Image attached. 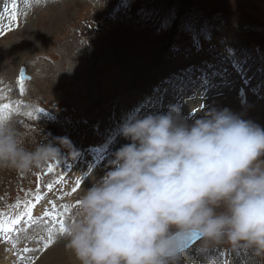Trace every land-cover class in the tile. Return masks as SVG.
<instances>
[{"label": "rangeland", "instance_id": "374dc122", "mask_svg": "<svg viewBox=\"0 0 264 264\" xmlns=\"http://www.w3.org/2000/svg\"><path fill=\"white\" fill-rule=\"evenodd\" d=\"M4 256L264 264V0H0Z\"/></svg>", "mask_w": 264, "mask_h": 264}, {"label": "water", "instance_id": "95a60500", "mask_svg": "<svg viewBox=\"0 0 264 264\" xmlns=\"http://www.w3.org/2000/svg\"><path fill=\"white\" fill-rule=\"evenodd\" d=\"M20 82L29 80V75L26 74L25 69H21L18 75ZM206 232L204 230L189 229L186 231H179L167 238L161 248L159 249V256L161 258H170L174 255L182 253L194 245L197 241L204 238Z\"/></svg>", "mask_w": 264, "mask_h": 264}, {"label": "bare ground", "instance_id": "6f19581e", "mask_svg": "<svg viewBox=\"0 0 264 264\" xmlns=\"http://www.w3.org/2000/svg\"><path fill=\"white\" fill-rule=\"evenodd\" d=\"M32 31H27L26 35L28 33H30ZM32 35H33V38H36L37 37V34L32 32ZM31 35H29V38H30ZM25 43L27 44V42H22V44ZM86 256V255H85ZM89 258V257H88ZM98 256H95V257H92L90 260H88L90 263L92 262L93 264L98 262ZM13 259L10 260L9 256H4L2 259H0V264H12L13 263ZM84 262V261H83Z\"/></svg>", "mask_w": 264, "mask_h": 264}]
</instances>
